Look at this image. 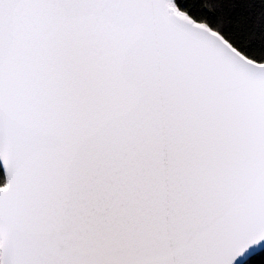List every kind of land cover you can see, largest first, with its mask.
<instances>
[{
    "label": "snow or ice",
    "instance_id": "1",
    "mask_svg": "<svg viewBox=\"0 0 264 264\" xmlns=\"http://www.w3.org/2000/svg\"><path fill=\"white\" fill-rule=\"evenodd\" d=\"M0 264H264V0H0Z\"/></svg>",
    "mask_w": 264,
    "mask_h": 264
}]
</instances>
